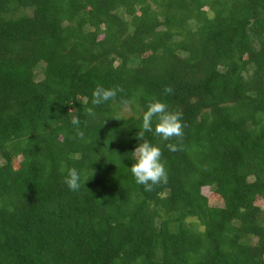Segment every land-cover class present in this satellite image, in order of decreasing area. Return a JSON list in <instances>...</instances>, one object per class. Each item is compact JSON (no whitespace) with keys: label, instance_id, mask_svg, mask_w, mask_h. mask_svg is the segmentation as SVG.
Masks as SVG:
<instances>
[{"label":"trees","instance_id":"1","mask_svg":"<svg viewBox=\"0 0 264 264\" xmlns=\"http://www.w3.org/2000/svg\"><path fill=\"white\" fill-rule=\"evenodd\" d=\"M153 97L183 136L145 191ZM0 264H264V0H0Z\"/></svg>","mask_w":264,"mask_h":264},{"label":"clouds","instance_id":"2","mask_svg":"<svg viewBox=\"0 0 264 264\" xmlns=\"http://www.w3.org/2000/svg\"><path fill=\"white\" fill-rule=\"evenodd\" d=\"M122 91L119 87L105 88L97 87L92 92L91 103L94 106L103 105L114 100L118 93ZM173 89L165 86L164 93L171 94ZM89 109V115H92ZM71 123L78 125L80 123L79 116H75ZM150 133L158 136L162 141H169L173 137L180 138L183 136L182 114L170 110L168 104L163 100L153 97L146 105V110L141 117V125L138 129L136 144L132 153L130 172L135 182L144 187L145 191H151L153 186L167 183L168 175L162 160V150L159 145L152 143L145 138V134ZM170 151H177V146L173 143L167 144ZM83 186L85 187V182ZM82 177L76 168L67 169L64 183L72 192L80 189Z\"/></svg>","mask_w":264,"mask_h":264},{"label":"rangeland","instance_id":"3","mask_svg":"<svg viewBox=\"0 0 264 264\" xmlns=\"http://www.w3.org/2000/svg\"><path fill=\"white\" fill-rule=\"evenodd\" d=\"M18 162H19V160L17 159V160L15 161V164L17 165ZM203 193H204L206 196L209 197V204H210V206H212V207H222V203H220V201H218V199H216L215 197H213V196L210 194L211 192H210L209 189H207V188L203 189ZM256 204H257V205H261V200H258Z\"/></svg>","mask_w":264,"mask_h":264}]
</instances>
